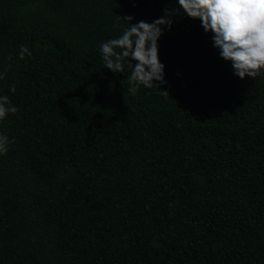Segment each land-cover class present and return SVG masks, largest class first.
Here are the masks:
<instances>
[{
    "label": "trees",
    "instance_id": "obj_1",
    "mask_svg": "<svg viewBox=\"0 0 264 264\" xmlns=\"http://www.w3.org/2000/svg\"><path fill=\"white\" fill-rule=\"evenodd\" d=\"M166 9L169 95H132L100 46L117 16ZM212 36L179 0H0L18 108L0 121V264H264V70L239 78Z\"/></svg>",
    "mask_w": 264,
    "mask_h": 264
},
{
    "label": "clouds",
    "instance_id": "obj_2",
    "mask_svg": "<svg viewBox=\"0 0 264 264\" xmlns=\"http://www.w3.org/2000/svg\"><path fill=\"white\" fill-rule=\"evenodd\" d=\"M179 9L193 20L201 21L206 33H213V46L222 59L232 62L236 76L256 78L264 70V0H179ZM173 15L169 16L166 9L162 17L151 23L141 20L135 24L131 23L132 16H117L127 22L126 27L119 37L100 46L107 69L128 73L132 95L140 86L152 88L153 85L169 95L159 88V84L167 81L165 65L159 60L158 40L164 35V29H171ZM26 55L31 56V52L21 46L19 59L23 60ZM6 71L0 72V80L5 78ZM10 91H16L15 85H10ZM17 112L10 97L0 95V121ZM9 144V137L0 134V155L7 153Z\"/></svg>",
    "mask_w": 264,
    "mask_h": 264
}]
</instances>
